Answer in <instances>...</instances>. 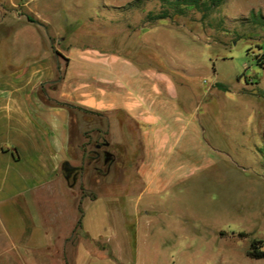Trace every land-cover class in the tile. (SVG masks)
<instances>
[{
	"label": "rangeland",
	"instance_id": "rangeland-1",
	"mask_svg": "<svg viewBox=\"0 0 264 264\" xmlns=\"http://www.w3.org/2000/svg\"><path fill=\"white\" fill-rule=\"evenodd\" d=\"M110 1L118 6H105ZM175 1L30 0L27 8L66 43L121 44L169 73L203 134L201 144L174 148L184 175L157 194L143 189L133 166L115 173L101 139L90 135L80 170L71 172L72 190L0 205V264H264L248 253L264 251V0H224L207 13L184 4L177 12ZM162 9L167 16L157 15ZM103 11L121 14L115 39L87 33V24L103 22ZM7 31L0 26V46ZM76 193L85 199L86 232L66 246Z\"/></svg>",
	"mask_w": 264,
	"mask_h": 264
},
{
	"label": "crops",
	"instance_id": "crops-1",
	"mask_svg": "<svg viewBox=\"0 0 264 264\" xmlns=\"http://www.w3.org/2000/svg\"><path fill=\"white\" fill-rule=\"evenodd\" d=\"M29 3L0 2V26L8 28L0 46V205L24 206L41 192L72 190L69 179L80 170L83 145L95 133L108 162H115V173L125 176L133 166L150 194L183 176L185 161L174 148L192 140L201 144L203 130L195 110L181 106L170 74L123 52L121 44L66 43L65 35L50 33L46 17L28 9ZM120 16L103 11V22L87 24V33L115 39L122 34L115 22ZM65 164L73 167L69 176ZM80 199L76 193L78 211L63 234L66 246H73L75 235L80 241L78 230L85 231Z\"/></svg>",
	"mask_w": 264,
	"mask_h": 264
},
{
	"label": "trees",
	"instance_id": "trees-1",
	"mask_svg": "<svg viewBox=\"0 0 264 264\" xmlns=\"http://www.w3.org/2000/svg\"><path fill=\"white\" fill-rule=\"evenodd\" d=\"M224 2V0H176L174 3V9L177 12H181L180 9V4H184V5H192L194 6L196 9H198L199 11H202L203 13H207L210 10H213L215 7H218L220 4H222ZM166 9H162L161 11H159V13H157L158 16L160 17H165L168 15V13L166 12ZM29 20L33 21L34 19L30 16H27ZM149 17V18H148ZM152 16L147 14V18L150 19ZM64 170L67 176H69L71 174V172L73 171V167L69 166L68 164L64 165ZM80 225V219L77 222V226ZM260 241H256L254 240L252 242V244L255 243H259ZM250 255H252L253 257H264V251L261 250H253V251H249L248 252Z\"/></svg>",
	"mask_w": 264,
	"mask_h": 264
},
{
	"label": "water",
	"instance_id": "water-1",
	"mask_svg": "<svg viewBox=\"0 0 264 264\" xmlns=\"http://www.w3.org/2000/svg\"><path fill=\"white\" fill-rule=\"evenodd\" d=\"M108 159H109V153L106 151V152L104 153V160H105V161H108Z\"/></svg>",
	"mask_w": 264,
	"mask_h": 264
}]
</instances>
